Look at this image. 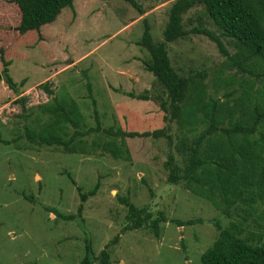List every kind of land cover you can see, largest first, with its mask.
I'll return each instance as SVG.
<instances>
[{
	"label": "rangeland",
	"instance_id": "obj_1",
	"mask_svg": "<svg viewBox=\"0 0 264 264\" xmlns=\"http://www.w3.org/2000/svg\"><path fill=\"white\" fill-rule=\"evenodd\" d=\"M173 1L134 0V7L124 0H72V7H64L53 25L44 24L47 39L38 36L29 44L36 33L29 30L19 34L13 45L18 9L10 0H0V53L8 62L7 74L15 83L21 82L15 93L8 89L1 78L0 62V264H75L87 243L90 264H97L99 251L114 236L117 239L107 247L109 264H201V252L217 234L212 221L226 226L229 220H238L235 213L228 217L221 212L222 199L216 188L210 202L197 181L186 184L179 171L185 165L183 158L165 135L137 142L124 138L131 148V157L124 159L102 150L101 142L111 136L101 132L89 131L82 136L84 143L76 145H83L84 150L76 152L30 143L25 134L26 128L37 133L47 122L38 104L53 95L58 99L67 95L83 116L84 128L95 125L94 107L101 127L128 130L130 125L138 131L160 130L171 135V142L175 140L173 123L166 120L169 101L165 93L169 94L145 69L143 61L148 53L136 44L143 20L152 41L162 40ZM196 18L218 34L202 5L183 13L184 28L197 26ZM219 37L233 53V41ZM165 48L177 74L204 71L206 94L221 95L222 88L214 87L213 81L224 56L214 42L189 32L166 42ZM233 74L251 78L234 69L223 70L221 77ZM43 84L52 94L43 91ZM17 97L23 102H16ZM66 126L69 135L73 127ZM66 172L82 191L98 181L79 215L78 195ZM119 197L152 214L161 211L166 219L200 218L201 222L182 226L160 222L157 238L147 226L122 231L126 208ZM45 207L74 218L63 220ZM256 209L243 223L246 231L264 229L263 219L257 220L259 226L254 222L262 205L257 203Z\"/></svg>",
	"mask_w": 264,
	"mask_h": 264
},
{
	"label": "trees",
	"instance_id": "obj_2",
	"mask_svg": "<svg viewBox=\"0 0 264 264\" xmlns=\"http://www.w3.org/2000/svg\"><path fill=\"white\" fill-rule=\"evenodd\" d=\"M124 1L137 7L134 0ZM10 2L15 4L19 13L18 23L14 27L17 37H14L13 45L20 37L19 34L29 30L36 31L29 44L35 42L38 36L47 39L44 24L52 22L50 25H53L63 14L64 7H72V0ZM196 5H202L204 14L218 30V34L202 26L200 18H196L197 26L184 28L183 13ZM55 31L56 29L52 32ZM189 32L206 36L224 56L223 62L215 70L219 79L213 81L214 87L219 85L222 88L220 96L206 94L204 71L179 75L170 64L166 42L182 38ZM219 36L233 41V53L226 50ZM136 44L148 53V58L143 61L145 69L155 77L163 91L165 89L169 94L164 92L169 101V117L166 120L173 123L175 140L171 142V135L162 134L160 130L154 133L138 131L130 125L128 130L101 127L94 107L92 111L95 125L84 128V118L74 100L67 95L61 99L53 95L49 101L38 104L40 113L45 114L48 119L38 127L37 133L26 128L28 141L37 145L60 147L65 152L83 151V145L76 144L84 143L81 137L89 131H96L111 136L101 142L103 151L109 152L113 157L128 159L129 155L131 157V148L125 140L137 142L142 138L165 135L167 143H172L175 151L183 158L185 165L179 171L186 184L191 185L197 181L199 187L204 188V192L200 191L210 202L214 201L216 188L222 199L219 208L221 212L228 217L235 213L238 217L237 221L229 220L226 226L220 225L217 220L212 221L217 234L201 252V264H264V229L246 231L243 225L248 216L256 213L257 203L262 205V210L254 222L259 226L257 220H264V0H174L168 8L162 40L152 41L148 24L143 20V31ZM0 62L3 66L1 78L6 87L15 93L16 86L21 82L15 83L7 74L5 67L8 62L1 53ZM225 69H234L241 75L246 73L251 78H236L235 74L222 78L221 74ZM86 86L90 97V87ZM42 88L46 94H52L44 84ZM128 95L133 96L131 93ZM135 97L147 99L145 95ZM23 100L21 97L16 98V102L21 103ZM91 103L94 106L93 99ZM67 124L73 127L69 135L66 131ZM115 137L118 142H115ZM65 174L75 186L79 199L76 214L79 215L82 203L88 196L94 195L98 181L89 190L82 191L71 175L68 172ZM118 200L126 208L122 231L147 226L157 238L161 231L160 222L167 220L175 226L201 222L200 218L185 221L166 219L161 211L152 214L143 207L135 206L126 197H119ZM44 209L63 220L74 218L72 214H62L51 207ZM116 239L117 236H114L99 251L96 256L97 264H109L107 247ZM75 264H90L88 243L84 245V255Z\"/></svg>",
	"mask_w": 264,
	"mask_h": 264
}]
</instances>
